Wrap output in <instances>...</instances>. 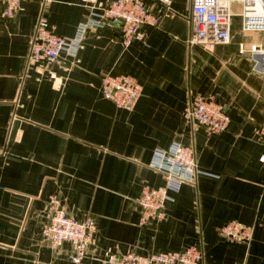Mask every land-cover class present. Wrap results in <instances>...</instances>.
<instances>
[{
    "label": "crops",
    "instance_id": "obj_1",
    "mask_svg": "<svg viewBox=\"0 0 264 264\" xmlns=\"http://www.w3.org/2000/svg\"><path fill=\"white\" fill-rule=\"evenodd\" d=\"M106 0H46L57 33L71 36L90 7ZM191 0H170L159 22L128 45L109 27H91L74 55L55 65L27 62L40 2L24 0L0 15V264H102L110 247L149 253L197 244L204 264H264V54L258 68L249 47L262 30H244L241 2L230 4V40L189 45ZM134 76L141 92L131 108L103 96L100 73ZM53 76H52V75ZM189 92L228 104L219 134L183 115ZM190 144L203 172L182 184L165 216L140 224L136 198L163 174L149 165L156 146ZM57 194L67 213L96 221L95 242L80 262L70 243L41 233L47 200ZM235 219L252 229L244 241L220 235Z\"/></svg>",
    "mask_w": 264,
    "mask_h": 264
},
{
    "label": "built area",
    "instance_id": "obj_2",
    "mask_svg": "<svg viewBox=\"0 0 264 264\" xmlns=\"http://www.w3.org/2000/svg\"><path fill=\"white\" fill-rule=\"evenodd\" d=\"M24 0H0V15L12 17L22 9ZM40 2L35 17L27 62L39 66L55 65L61 61L63 52L74 55L86 31L91 27H109L124 45L132 40H142L147 25L157 24L170 0H106L90 7L87 18L80 20L71 36L57 33L48 24L44 7L46 0ZM241 2V25L244 30L264 32V0H239ZM232 0H191L188 20L189 45L230 40V21ZM249 50L254 56V67L258 68L257 54H264V40L253 42ZM264 74V68L260 69ZM52 75V74H51ZM53 76V75H52ZM101 92L118 107L131 108L138 99L141 85L129 74L100 73ZM183 115L193 126L203 127L208 133L219 134L227 129L229 123L228 104L212 96L189 92ZM259 132V160L264 163V124L256 128ZM149 165L160 171L164 182L158 186H144L136 198L140 208V224L157 221L165 216V205L173 199V192L182 184L194 182L203 172L197 164L196 152L192 145L173 140L168 146H156ZM48 217L41 228L42 236L52 245L63 241L70 243L69 259L80 262L87 256L88 248L95 242L96 221L93 215L86 214L77 219L69 215L57 194H51L46 203ZM218 231L229 239L248 242L252 229L235 219L222 224ZM102 264H204L203 250L197 244L182 249H160L141 253L135 249L125 252L105 248L98 256Z\"/></svg>",
    "mask_w": 264,
    "mask_h": 264
}]
</instances>
